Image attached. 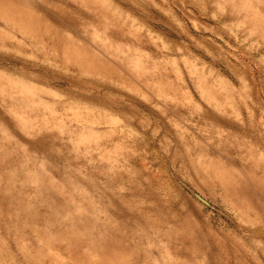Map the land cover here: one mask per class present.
<instances>
[{
    "label": "rangeland",
    "instance_id": "rangeland-1",
    "mask_svg": "<svg viewBox=\"0 0 264 264\" xmlns=\"http://www.w3.org/2000/svg\"><path fill=\"white\" fill-rule=\"evenodd\" d=\"M0 264H264V0H0Z\"/></svg>",
    "mask_w": 264,
    "mask_h": 264
}]
</instances>
